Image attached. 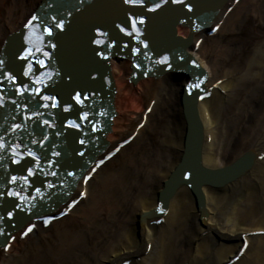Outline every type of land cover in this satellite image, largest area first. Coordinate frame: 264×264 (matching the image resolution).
Masks as SVG:
<instances>
[{"label": "bare ground", "instance_id": "6f19581e", "mask_svg": "<svg viewBox=\"0 0 264 264\" xmlns=\"http://www.w3.org/2000/svg\"><path fill=\"white\" fill-rule=\"evenodd\" d=\"M6 1L0 0V13L4 10L6 14L0 24V58L17 52L22 44L27 55L21 52L18 69L25 71V61L33 64L29 50L36 40L30 35L36 23L30 27L27 23L33 16L46 24L44 29L50 38L59 40L54 46L53 39L44 40L46 33H41L45 50L47 44L55 50L61 45L65 51L69 49L65 41L74 34H64L65 27L59 26V21L77 12L75 8L83 5L81 0H66V8L72 7L66 13L69 16L63 15V1L36 0L31 8L21 6L18 23L14 17L20 8L18 1L12 0L8 6L4 5ZM108 1L114 2L116 10L104 4ZM203 1L198 3L202 5ZM94 4L109 16L102 21L109 22L104 37L116 39V43L104 42L107 48L102 51V62L108 64V73L104 68L95 70L111 83L107 88L113 89L110 103L115 114L103 127L108 128L103 143L84 139L81 128L59 137L65 146L56 149L53 158H59L64 148L70 158L63 162L60 173L59 162L51 164L38 154V147L26 145L31 152L26 160L35 162L30 168H42L32 181L26 179L27 184L0 187V264H264V0H223L214 15L206 19L198 17L206 15V6L197 16L196 11L179 7V17L174 14L177 20L166 28L162 25L165 15L162 21L154 20L160 22L151 27L146 22L123 20L119 12L128 7L116 5L119 0ZM117 19L130 28L138 43L131 41V36L120 38L119 28L114 26ZM248 20L253 21L254 33L247 48L236 47L237 42L216 41L220 34L225 38L235 34ZM94 27L91 33L87 27L86 35H75L81 42L88 39V53L97 43L98 26ZM99 47L93 46L92 50L99 52ZM135 47L139 52L134 55ZM156 49L160 52L153 56ZM34 52L38 55V50ZM38 59L40 66L30 77H19L0 91L9 94L0 96V100L12 114L11 121L2 124L4 133L18 121L14 115L19 114L17 108L21 107L26 115L32 113L33 109L30 111L21 99L37 102V93L42 92L36 84L49 82L40 70H49L45 61L48 58L39 54ZM134 60L146 68L136 70V78L131 75ZM84 64L89 69L88 62ZM186 86L187 90H195L184 99ZM199 86L201 90H197ZM95 89L100 94L110 93L109 89ZM194 93L195 98H190ZM31 116L33 120L20 124L36 130V117L34 113ZM136 116L139 120L131 132L119 139ZM98 129L94 130L97 137L102 131ZM41 132L40 127L34 131L38 135ZM148 133L157 134L158 139L151 141L153 135L145 139ZM11 134L1 141L17 140L13 131ZM34 136L31 132L30 141L42 142L36 136L33 140ZM74 137V148L81 145L84 150L76 152L70 146ZM139 142L137 151L126 153ZM50 144H43V148L51 151ZM115 148L116 154L110 155ZM92 149L97 154L87 164L82 163L81 156ZM248 153L253 155L251 161H240ZM120 157L124 160L117 167H109ZM2 162L9 166V178L14 179L18 163ZM45 166L47 172L43 171ZM10 211L14 215H9ZM17 216L20 221L15 219ZM45 216L54 217L46 227L40 221ZM70 218L73 220L64 224ZM57 224L60 227L54 236L45 238ZM40 231L42 235L28 247L30 242L26 241ZM19 246L24 250L16 255Z\"/></svg>", "mask_w": 264, "mask_h": 264}, {"label": "water", "instance_id": "95a60500", "mask_svg": "<svg viewBox=\"0 0 264 264\" xmlns=\"http://www.w3.org/2000/svg\"><path fill=\"white\" fill-rule=\"evenodd\" d=\"M58 1H63V3H64L63 8L66 9V12L63 15L69 16L70 14L66 15V13L68 11L72 10V7L66 8L67 7V4L65 5V3L67 2L66 0H58ZM193 1H194V3L191 2V4H190V3L185 2V3H182L183 5H181V4H175L177 1L176 2H170V0H148V2L151 3V6H152L151 12L144 13L145 11L143 8H140L141 10H138V8H137L138 6H131V7L125 8L124 11H122L123 13L119 12V14L121 15V18L123 20H126V21L128 20V21H130V23H132V21L134 22V20L138 23H145L146 22L151 27H153V23L160 22V21H154V20L160 19L162 21V19L164 18V15H165L167 18L165 19V21H162V25L165 24L164 26L166 28V27H168L169 23H172V22L174 23L175 20H177V18L179 17V14H178L179 7L185 8L186 10H188V12L189 11L192 12L194 10V11H196V16H197L198 12L203 13L201 11L202 6H206V8H207V11L205 12L206 15L199 14L198 17L199 18H203V17L207 18V16H213L214 13L216 12V10L218 9V5H220L219 3L223 2V0H209V2H208V0H204L202 5H200L198 3V2H200V0H193ZM81 2H83V5H78L75 8V10L77 12L73 11V15L70 18L69 17L66 19L63 18L62 22H61V20L59 21L60 22L59 26L65 27L64 34L65 33L67 34L69 32L74 34V35L69 36L68 41H65V43H66L65 45L67 47H69V49L67 51H65L64 45L59 46V49L55 50L54 46L59 42V40L57 41L54 37L50 38V36H48L46 38L49 41H51L53 39L52 44L54 46H49V44H47L48 45L47 50H45L43 46L38 49L36 42L37 41L41 42V35L35 34L34 36H32V38L34 37L33 39L36 40V41H33L32 44L30 45V48H31L30 52L32 51L33 59L35 58V54H34L35 52L34 51L38 50V56H39V54L44 53L43 57H45L46 59L48 58V60H45V59L44 60L46 61L47 67L49 69V70H43L40 68V70L45 72V74L48 76L46 78L49 80V82L47 80H42L41 82H38L36 84V86L39 85L38 87L41 89L42 93L51 94L54 101H53V104L44 106L43 101L41 100V95H39L40 92L38 91V93H37L38 97H36L38 100L36 102L37 106H36V104L34 106L36 108H38L39 104H40L39 114H40V117H43V121L41 122V124L37 123V126L43 129L44 134L42 132H41L42 135H38L37 133H34V131L38 130V127L35 128L36 130L33 129L34 126L30 129H31V132L36 136L37 140L41 141V139H42V142H40L38 144L37 141L32 142V141H30V139H29V141H27V139H25V140H23V139L18 140L17 139V143H14L15 145H14V147H12V152H15L14 148L17 146L27 147L26 145H29L31 147H33V146L38 147L39 149H35V150H37L38 154H42L46 161L48 159L51 164H54L57 162L60 163L59 164V170H58L59 173L62 171L63 162H67L68 159H70V158H68V149L67 148H64L66 150L65 151L63 150L61 152L59 158H57V159L53 158V157H56L55 150L60 149L61 146L62 147L65 146L63 143L61 144L59 142V137H64L67 134H71L72 132H74V130H76L77 128H81L82 129L81 131L84 132V137H83L84 139H87L90 142L98 141V143H100V142L103 143L104 142V135L108 129V128H106L103 130V127L110 124L111 117L115 114L114 111L112 110V104L110 103V101H111L110 95L113 93V89H112V87H111V89L107 88V85L110 86L111 83H110V81L105 80V76L102 78L100 74L98 75V73L95 72L96 69L100 70V69L104 68L108 73V69H107L108 64L102 62L103 59H100L96 55L97 52L92 53V54L88 53V51H87V49H88L87 44H89V42H87L88 39H86V41H84V42H81V41H79L78 36L75 37V35H82V34L86 35L87 34V30H86L87 27H89L91 29L90 33L92 32V28H95L94 27L95 25L98 26V27H96V29L99 28L101 30H104V29L108 28L109 22H107V24L102 22L103 19H105L104 18V16H106L105 13L102 12L101 8L97 7L96 4H94V2L103 3V2H106V0H81ZM212 2H214L216 4V6H215V4L213 5ZM121 4H122L121 0H119V4H116V5H121ZM116 8L117 7L115 6L114 2H112L111 9L116 10ZM208 11H209V13H208ZM106 12H108V11H106ZM174 14L176 16L178 15L177 18ZM106 17H109V16H106ZM198 17H196V18H198ZM181 18H182V21L185 20L183 17H181ZM181 18L179 19V21L181 20ZM205 19H203V20L205 21ZM117 20L120 21L119 19H117ZM148 20H152V22L148 21ZM110 25H113V24L110 23ZM120 38H117V40H120ZM156 38L159 40V37H156ZM104 39L106 42H109V41L114 42L115 41L114 43H116L115 36H110L109 38L106 37ZM22 48H23V46H22V44H20V49H18V51L15 52L14 55L17 56V54H18L20 56L21 52L26 53V51H24ZM106 48L107 47L105 46V44H103L99 47L98 50H99V52L103 53L102 51H104V49H106ZM43 50H45V51H43ZM127 51H129V50H127ZM157 52H160L159 49H156L155 53L152 55L153 56L156 55ZM67 53H69V54H67ZM143 53H145V51H143ZM45 54H47V55H45ZM48 54L50 56H48ZM128 54H130V53H128ZM123 56H126V54ZM134 57L135 56H133V58ZM85 61L88 62V65H90L89 69H86L84 67ZM136 61L134 60L132 62V67L135 68V66H137L138 70L142 69V71H144L146 68L144 69V66H142L140 61H137V62ZM150 62H152L151 59H150ZM163 66H161L162 69L164 68ZM71 71H72V73H70ZM32 72H34V71H32ZM30 76H31V74L29 75V77ZM52 77H55V78L53 79ZM109 80H110V78H109ZM95 87H97L98 89L99 88H103L105 90L109 89L110 93H108V94L97 93L96 92L97 89H95ZM75 91H84L86 93H89V95H90V98L88 100H86L84 102L83 106H81V107L77 106L71 102V96H72V94H74ZM195 96L196 95L194 93L193 96H191L190 98H195ZM108 98H109V100H107ZM67 103H70V106L66 108V107H64V105ZM18 105H20L19 102H18ZM61 110H62V112H61ZM186 110H185L187 112L186 115H189L190 114L189 109L186 108ZM82 117H83V119H81ZM191 117H192V115H191ZM104 121H106V122L102 123ZM190 121L191 120H189V122ZM94 124H95V127L92 128ZM96 124L99 126H96ZM98 128H100V129H98ZM101 128H102V131H100L98 134L100 136L97 137V135L94 133V130L95 129L101 130ZM35 136H34L33 140H35ZM43 137H44V139H43ZM76 137H74L71 140V142L69 143L70 146H72V148L76 152H78V150H80V149L84 150L85 146H81V145L74 148V146L77 145V138ZM43 141H45V143H43ZM25 142H28V143H25ZM47 142L51 143L50 146H48V149H51V151H46V149L43 148V146H45L43 144H46ZM189 142H190L189 144L193 143V141H189ZM57 144H60V146H58ZM189 151L193 152L192 147L189 148ZM88 153L89 154L81 156V158H82L81 162L82 163L84 162L85 164H87L88 161H90L89 158L94 157L97 154V152L93 151V149L91 150V152H88ZM252 156L253 155L249 154V153L246 155H243L241 157L240 161L242 159H247L248 161H251ZM240 161L237 162V165H238V163H240ZM79 166H81V164ZM45 168L47 170H49V168H47L46 166H45ZM239 170H241V169H239ZM68 182H69V180L67 181V183ZM191 185H195V182L192 181ZM65 192H66V194H68L67 191H65ZM198 206H199V208L201 207L200 202L198 203ZM18 216L15 217V219L17 221H20L21 218Z\"/></svg>", "mask_w": 264, "mask_h": 264}, {"label": "rangeland", "instance_id": "374dc122", "mask_svg": "<svg viewBox=\"0 0 264 264\" xmlns=\"http://www.w3.org/2000/svg\"><path fill=\"white\" fill-rule=\"evenodd\" d=\"M18 1V4H19V10H18V12L16 11L15 13H14V17H15V22L16 23H18V21H19V18H20V15H21V6L23 7V8H31V7H33L34 6V4H35V2H36V0H17ZM12 2V0H7L6 1V3H4V5H6V6H8L10 3ZM5 16H6V14H5V11L4 10H1V13H0V24L1 23H4V20L3 19H5ZM252 25H254L253 24V21H250V20H248L245 24H242V26L241 27H238V29H237V31H236V33L235 34H233V35H231V36H226V38H225V36L223 35V34H220L217 38H216V41H218V40H220L221 42H227V41H229V43H234V42H237V46L236 47H239V46H242L243 48L245 47V48H247V46L250 44V43H252V38H251V36H252V33H254V29H253V26ZM250 38V39H249ZM234 39V40H233ZM245 39H247V40H245ZM206 44H209V42H207ZM251 46V45H250ZM146 101V100H145ZM137 118L134 120V121H132V123H130V125L127 127V131H126V133H124L123 135H121V136H119V139H123V138H125V136H127L130 132H131V130L133 129V127L135 126V124L138 122V120H139V116H136ZM162 122V121H161ZM153 135V136H152ZM149 136L152 138L151 139V141L153 140V141H156V139H158V135L157 134H145V139H147L148 140V138H149ZM150 139V138H149ZM140 145V142L137 144V145H135V146H133V147H131L126 153H128L129 155L130 154H133L135 151H137L136 149H137V147ZM246 150H247V148H246ZM127 156V155H126ZM124 157V156H123ZM123 157H120L119 158V160H116L115 162H113L109 167H117L119 164H120V162H122L123 160H124V158ZM109 167H108V169H109ZM96 184V183H95ZM79 211V210H78ZM76 216H77V214H75V218H76ZM74 218V219H75ZM70 220H73V218H70V219H68V220H66L65 222H64V224H68V223H70ZM60 227V225H58L57 224V226L55 227H52L51 228V230L49 231V233L46 235V237L45 238H47L48 236H54V234H55V232L58 230V228ZM42 235V231H40V233H37L36 234V236H32L28 241H26V242H30L29 244H27L28 245V247L29 246H31V245H33V244H31L36 238L38 239L40 236ZM31 244V245H30ZM19 249L18 250H16V255L18 254V253H20V252H22V250H24V247L23 246H19L18 247ZM16 255H15V257H16Z\"/></svg>", "mask_w": 264, "mask_h": 264}, {"label": "snow or ice", "instance_id": "6c2138e0", "mask_svg": "<svg viewBox=\"0 0 264 264\" xmlns=\"http://www.w3.org/2000/svg\"><path fill=\"white\" fill-rule=\"evenodd\" d=\"M48 31H51V29L49 28L48 29ZM99 42V41H98ZM25 55H27V53H25ZM166 59V58H165ZM11 75V74H10ZM12 79H15V77H12ZM25 87H27V86H25ZM21 91H23V89H21ZM31 171V170H30ZM73 203H75V202H73ZM9 215H12V213H9Z\"/></svg>", "mask_w": 264, "mask_h": 264}]
</instances>
